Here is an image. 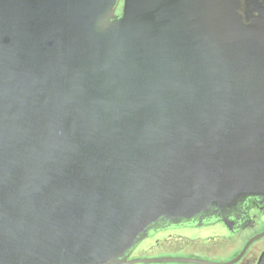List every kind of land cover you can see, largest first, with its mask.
Wrapping results in <instances>:
<instances>
[{"label":"water","instance_id":"1","mask_svg":"<svg viewBox=\"0 0 264 264\" xmlns=\"http://www.w3.org/2000/svg\"><path fill=\"white\" fill-rule=\"evenodd\" d=\"M118 2L0 0V264L169 261L125 252L264 191V0Z\"/></svg>","mask_w":264,"mask_h":264},{"label":"flooded vegetation","instance_id":"2","mask_svg":"<svg viewBox=\"0 0 264 264\" xmlns=\"http://www.w3.org/2000/svg\"><path fill=\"white\" fill-rule=\"evenodd\" d=\"M122 2H118L117 14L122 13ZM203 228L209 229L211 233L202 234ZM141 234L143 237L125 252L127 259L138 258L134 253L139 250L159 247L163 252L183 250L194 255L182 257L169 254L153 257L168 258L169 261L150 263H228L241 255L232 264H264V191L257 189L245 193L230 204L214 203L192 218H159ZM219 249H228V254L225 250L217 253ZM210 252L213 254L208 255ZM179 258L198 261H172Z\"/></svg>","mask_w":264,"mask_h":264},{"label":"rangeland","instance_id":"3","mask_svg":"<svg viewBox=\"0 0 264 264\" xmlns=\"http://www.w3.org/2000/svg\"><path fill=\"white\" fill-rule=\"evenodd\" d=\"M121 4L122 5H120V6L123 8V2ZM201 233L207 235V234H210L211 232L209 229L203 228V229H201ZM158 248L159 247L153 249V248L147 247L145 250H139L138 252H135L134 255H135V257H138V258L139 257H141V258L161 257V256H167L169 254L182 255V257H189V255H191V256L194 255V254H191V253L186 252V251L184 252L183 250L182 251H173V252L169 251V250H165L163 252V251H160ZM223 250H225V253L228 254V249H219L216 252L218 253V252H221ZM207 254L211 255L213 253L210 252ZM213 259H217V258H213ZM134 264H161V263H142V262H140V263H134ZM163 264H166V263H163Z\"/></svg>","mask_w":264,"mask_h":264}]
</instances>
